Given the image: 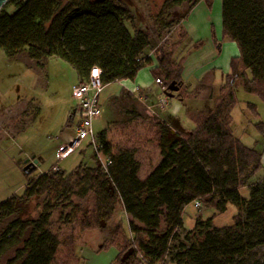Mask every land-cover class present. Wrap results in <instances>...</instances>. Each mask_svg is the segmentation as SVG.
<instances>
[{
    "label": "trees",
    "instance_id": "16d2710c",
    "mask_svg": "<svg viewBox=\"0 0 264 264\" xmlns=\"http://www.w3.org/2000/svg\"><path fill=\"white\" fill-rule=\"evenodd\" d=\"M199 1L170 0L169 5ZM205 1L211 9L214 0ZM222 3L224 38L236 42L240 54L231 61L232 71L213 109L197 118L187 135L172 134L166 122L159 123L162 159L145 180L139 177L135 151H115L107 130L98 134V152L106 166L80 164L70 172L59 167L28 175L21 195L0 202V222L17 212L20 200L46 195V203L37 218L14 219L1 233L0 258L22 244L7 264L78 263L75 250L60 258L61 239L49 228L53 210L59 204L72 206L65 220L86 231L109 219L117 203L130 219L128 235L119 224L104 244L117 243L115 264H264L255 255L259 246L264 247V153L245 145L232 130L237 79L242 77L248 92L264 98V0ZM11 4L16 7L12 13L7 10ZM134 14L121 0H9L0 10V48L9 58L26 52L39 64L48 57L61 58L76 69L81 81L94 65L102 69L104 86L133 80L154 61L146 53L151 36L136 27ZM156 60L155 78L163 81L166 93L183 101V58L160 51ZM173 81L180 86L177 92L170 90ZM68 123L74 120L70 117ZM243 188L249 190L248 198ZM90 192L98 205L92 216L72 198ZM196 200L212 208L214 215L199 217L182 238L184 211ZM230 204L238 209L233 224L215 225V216Z\"/></svg>",
    "mask_w": 264,
    "mask_h": 264
},
{
    "label": "rangeland",
    "instance_id": "374dc122",
    "mask_svg": "<svg viewBox=\"0 0 264 264\" xmlns=\"http://www.w3.org/2000/svg\"><path fill=\"white\" fill-rule=\"evenodd\" d=\"M169 1L121 0L134 11L136 27L149 32L151 36L149 52L155 57L160 51L172 52L176 59L180 60L188 52V44L183 39L180 22L191 2H188V6L179 8L178 6L170 7ZM214 7L216 14L217 1L215 0L211 9L213 10ZM7 10L12 13L16 7L11 4ZM127 25L133 32L130 24ZM234 43L237 45L236 42ZM22 55L25 54L22 53ZM78 77L76 69L61 58L48 57L45 67H42L37 61L31 62L30 58L28 61L26 58H9L0 48V202L14 194L21 195L28 175L34 177L54 166L70 172L80 164L98 166L106 163V159L97 151L96 145L90 139L84 140L80 148L67 158L58 160L55 151L61 138L60 128L38 126L40 122L45 124L46 118L55 120L57 124L65 118L64 110L69 106H72V112L76 101L73 95L71 97L70 86L78 80ZM140 78L147 79L150 83L155 82V76L147 67L141 71ZM122 88L121 82L108 84L100 97L101 114L94 120V130L97 135L107 130V138L112 142L115 151L124 148L135 151L136 158L141 164L140 177L143 180L162 159L159 146L161 136L159 123L164 122L163 119H168L181 134L187 135L195 129L197 118L207 115L213 109L216 98H212L211 93L216 96L220 93L216 82L212 85V89L208 88L209 90L193 93L185 91L183 101L165 92L168 104L165 108H160L157 106L160 97L153 91L150 97L153 111L148 112L140 101L144 98L138 92H126L120 95ZM235 93L237 103L232 111L233 133L245 145L264 153V98L257 93L248 92L242 77L236 81ZM22 101H26L28 105L31 102L40 106V109L36 111L41 113L37 114L36 122L39 123L34 126L33 122H28L29 127L25 130L26 132L21 130L25 126L22 119L24 116L21 117L23 113L20 114L18 111ZM175 103H181L180 112L174 111ZM250 105L255 106V111ZM29 113L34 116V105L31 106ZM69 118L68 115L65 127ZM75 124L76 121L73 123L74 127ZM172 134L176 133L172 132ZM28 159L39 160V164L30 174L25 172ZM262 175L264 171L260 176ZM255 180L254 178L252 181ZM241 193L244 197L250 196L247 188L241 189ZM72 198L74 203L82 208L81 211L90 213L91 216L97 213L98 205L94 192H90L86 197L73 196ZM45 203L46 195L35 196L30 200H20L17 212L0 222V235L14 219L37 218L44 209ZM71 211L72 206L66 208L59 204L50 218L49 228L61 239L60 258L73 254L75 250L80 258L76 264H115L119 254L117 243L111 242L106 246L104 244L112 237L119 224L125 234L129 233L130 218L126 216L119 203L116 204L110 218L103 221L100 227L86 231H82L74 222L65 220ZM214 212L212 208L205 205L198 208L194 203L189 204L183 214L185 229L182 232V238L195 226L199 217L208 219L214 215ZM237 212V207L230 204L225 213L215 216L214 224L217 226L233 224ZM29 232L30 230L24 239L28 237ZM21 246L22 244L10 248L0 258V264H7L8 260L15 255L16 249ZM255 255L258 259H264V247L259 246L255 250ZM20 263L21 261L17 264Z\"/></svg>",
    "mask_w": 264,
    "mask_h": 264
},
{
    "label": "crops",
    "instance_id": "0c3cea01",
    "mask_svg": "<svg viewBox=\"0 0 264 264\" xmlns=\"http://www.w3.org/2000/svg\"><path fill=\"white\" fill-rule=\"evenodd\" d=\"M217 1V11L215 14V7L212 9L209 8L207 2L205 0H201L196 4L190 3V6L183 16L180 22V27L182 29L184 35V41H187L188 44V52L182 57L184 61V70H183V89L184 91H188L189 93H193L194 91L200 92L205 91L206 89H212V85L216 82L218 89L220 90L222 85L226 81V76L231 73V61L233 58L239 56L240 51L239 47L230 40L224 38L223 35V3L222 0H215ZM188 6V2L178 6L179 8ZM24 53L25 55H22ZM16 57L13 58H26L28 61V54L26 52H22ZM146 53L153 58V63L148 64L145 67L150 71L151 74L154 75L153 69L157 66L156 57L149 52L147 49ZM153 55V56H152ZM54 57V56H52ZM50 58V57H49ZM176 59V57L174 56ZM177 60V59H176ZM31 62H35L30 58ZM46 58L40 63L42 67H45ZM144 67V68H145ZM143 68L138 72L135 79H124L119 80L116 82H121L122 92L124 94L126 92L140 94L144 100H140L143 102L145 108H147L150 104V97H152L153 91L159 96L160 98L165 94V89L156 83V78L154 83H150L147 79H141V71ZM131 80V81H130ZM81 80L78 77L76 82H73L70 86V92L72 97V90L75 85L80 83ZM150 83V84H149ZM102 91V94L106 90V87ZM209 90V89H208ZM101 94V96H102ZM119 96V95H118ZM219 96V95H218ZM214 93H211L212 98H217ZM116 97V96H115ZM33 103L29 102V105L26 101H22L18 111L22 114L23 121L25 126L21 129L24 132L28 127L29 123L33 122L34 126H36L39 122L37 120V114H41L40 112L36 111V109H40V106L33 104L35 107L34 116L30 115L29 110ZM181 103H175V112L181 111ZM72 106H69L67 109L65 108L64 114H66L65 118H62L56 124V121H52L49 118H46L45 124L39 123V127L43 128L47 125L49 127H59L60 128V142L56 147L55 155L57 153L58 148L69 142L76 133V125L74 127L73 124L67 122L65 127V121L67 120L68 115H71ZM27 115H30L27 117ZM52 116V113H51ZM33 118V121H31ZM26 121V122H25ZM172 129L173 133H180L178 128L174 127L168 119H163ZM29 122V123H28ZM32 124V123H31ZM74 127V128H73ZM75 131V133H74ZM26 132V131H25ZM42 160V159H41ZM49 171V170H48ZM47 172V171H46ZM140 177V171H139ZM141 178V177H140ZM142 179V178H141ZM127 216V215H126ZM129 218V216H128Z\"/></svg>",
    "mask_w": 264,
    "mask_h": 264
},
{
    "label": "built area",
    "instance_id": "2783aa9c",
    "mask_svg": "<svg viewBox=\"0 0 264 264\" xmlns=\"http://www.w3.org/2000/svg\"><path fill=\"white\" fill-rule=\"evenodd\" d=\"M156 83L164 88V83L160 78L156 79ZM104 89L102 82V69L98 65L91 67L88 77L73 87L72 95L76 101V105L73 107L70 117L76 121V133L74 137L67 143L61 145L56 153L58 160H62L70 156L77 149L80 148L82 142L86 139H90L98 151V147L102 145L98 141V135L94 130V120L100 116V97ZM168 104V98L163 95L160 98L157 106L165 108ZM148 112L153 111V105H148ZM264 162V156H263ZM103 166H106L104 163ZM54 170H58V167L54 166ZM196 207H201L202 203L199 200L194 202ZM159 264H172L169 261H165Z\"/></svg>",
    "mask_w": 264,
    "mask_h": 264
},
{
    "label": "water",
    "instance_id": "95a60500",
    "mask_svg": "<svg viewBox=\"0 0 264 264\" xmlns=\"http://www.w3.org/2000/svg\"><path fill=\"white\" fill-rule=\"evenodd\" d=\"M9 0H0V10L4 7V5L8 2ZM180 89V86L176 84V81H173L171 84H170V90L171 92H177L179 91ZM169 96H172L170 93H167ZM31 161V162H30ZM30 162V163H29ZM26 171L29 173V172H32V170H34L37 165L39 164V160L38 159H28L26 161Z\"/></svg>",
    "mask_w": 264,
    "mask_h": 264
}]
</instances>
